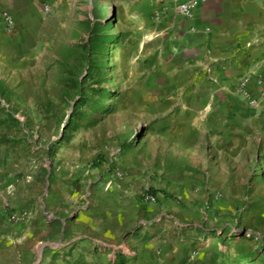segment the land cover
<instances>
[{
  "label": "crops",
  "instance_id": "crops-1",
  "mask_svg": "<svg viewBox=\"0 0 264 264\" xmlns=\"http://www.w3.org/2000/svg\"><path fill=\"white\" fill-rule=\"evenodd\" d=\"M189 1L0 0L15 19L8 31L0 15V95L24 89L64 18L107 12L121 18L138 44L148 72L140 95L154 97L163 114L158 144L133 170L150 181L158 201L145 209L130 205L118 216V206L104 216L92 207L78 218L66 217L65 192L51 191L49 183L45 198L35 192L51 172L44 177L32 168L26 176L32 190H21L13 164L21 156L17 123L1 119L0 157L11 167L0 170V264H178L180 234L211 203L207 192L259 189L252 179L264 173V0H197L186 17L178 7ZM243 78L250 79L246 92L256 105L238 92ZM175 190L188 194L191 206L178 205ZM23 211L32 212L28 222L10 220Z\"/></svg>",
  "mask_w": 264,
  "mask_h": 264
},
{
  "label": "rangeland",
  "instance_id": "rangeland-1",
  "mask_svg": "<svg viewBox=\"0 0 264 264\" xmlns=\"http://www.w3.org/2000/svg\"><path fill=\"white\" fill-rule=\"evenodd\" d=\"M63 22L27 82H20L24 89H18L17 96L0 95V120L17 123L13 131L21 156L13 164L20 170L21 190H32L26 181L32 168L46 177L53 166L50 177L39 179L33 188L41 198L48 183L51 191L65 192L66 204L61 206L67 207L68 218H78L92 207L102 216L108 206H118L116 216L125 215L130 205L145 209L158 198L149 192L150 181H142L133 170L158 144L163 114L151 103L154 97L140 95L148 72L139 62V46L131 42L121 18L107 12L93 18L74 15ZM101 35L110 41L97 47L96 37ZM90 58L100 64L91 76ZM97 90L108 92L96 109L91 99L93 94L98 98ZM83 94L91 99L78 107ZM130 143L133 147L128 149ZM51 146L56 152L50 158ZM3 147L0 143V153ZM149 157L152 162V153ZM5 165L11 167L0 157V170ZM252 180L258 190L207 192L211 203L200 206V220L188 222L180 234L178 264H264V173ZM170 194L178 205L191 206L188 194Z\"/></svg>",
  "mask_w": 264,
  "mask_h": 264
},
{
  "label": "built area",
  "instance_id": "built-area-1",
  "mask_svg": "<svg viewBox=\"0 0 264 264\" xmlns=\"http://www.w3.org/2000/svg\"><path fill=\"white\" fill-rule=\"evenodd\" d=\"M198 5V1L197 0H192V1H189V2H185V3H182L179 5L178 7V12L183 15V16H186V17H191L195 8L197 7ZM45 11L46 12H49L50 11V6H46L45 7ZM0 15L2 16V19L4 20V22L6 23V26H7V30L8 31H11L14 29L15 27V19L14 17L8 12V11H5V10H1L0 9ZM249 84H250V79L249 78H243L241 80V82L239 83V89H238V92L249 99L250 101V104L252 105H256L258 103V100L256 99H253V98H249V96L247 95V89L249 87ZM259 84L261 85L262 84V80H259ZM262 95H264V90L262 91ZM32 217V213L30 212H21V213H18V212H12L10 214V220L13 222V223H19V222H28Z\"/></svg>",
  "mask_w": 264,
  "mask_h": 264
},
{
  "label": "trees",
  "instance_id": "trees-1",
  "mask_svg": "<svg viewBox=\"0 0 264 264\" xmlns=\"http://www.w3.org/2000/svg\"><path fill=\"white\" fill-rule=\"evenodd\" d=\"M99 25H104L103 23H100ZM109 25V23L105 24V26ZM110 38L107 37L106 35H101L100 37H96V45L97 47H102L106 42H109ZM99 62L95 61L93 58H90V65H89V69H88V75L91 76L92 72L99 67ZM100 90H97V92ZM93 92H96V90L94 89ZM108 91H100L99 96L97 99H95V94H93V98L91 99L88 94H83L82 97L80 98V100L77 102V106H83L89 103L90 99L93 101V105L96 107V109L101 105L103 99H104V94H106ZM65 99V97H64ZM96 112V111H95ZM132 143L128 144L127 148L131 149ZM56 148L54 146H51V148L49 149V156L50 158L53 157V155L55 154ZM53 163V160H52ZM94 164H97V160L94 162ZM53 170V166H51V173Z\"/></svg>",
  "mask_w": 264,
  "mask_h": 264
}]
</instances>
